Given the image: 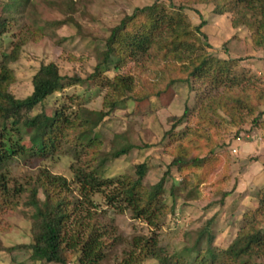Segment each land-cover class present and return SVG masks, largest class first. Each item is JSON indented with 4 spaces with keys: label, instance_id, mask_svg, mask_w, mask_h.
<instances>
[{
    "label": "rangeland",
    "instance_id": "374dc122",
    "mask_svg": "<svg viewBox=\"0 0 264 264\" xmlns=\"http://www.w3.org/2000/svg\"><path fill=\"white\" fill-rule=\"evenodd\" d=\"M155 1L33 0L31 7L22 13L7 14L12 25L9 33L0 37V61L3 53H12L17 47L20 51L18 59L10 65L16 78L10 91L17 98L29 95L32 76L41 62H55L63 75L78 73L85 79L94 73L96 48L102 46L110 29L135 9ZM172 1L185 6L184 14L192 28L206 21L201 29L206 38L193 31L189 42L196 43V47L187 56L206 54L215 61L230 63L229 75L233 81L224 75L219 85L214 84L212 76L205 80L192 79L189 85L187 82L170 84L173 78H187L190 57L164 61L153 51L151 58L145 57L140 62L131 60L117 69L113 63L109 64L94 79L82 83L66 81L63 89L48 100L49 112L63 102L100 110L115 74L131 76L135 94L153 96L151 102L128 101L105 127L108 137L125 132L140 149L109 162L104 176L135 179L136 165L147 162L142 186L162 181L164 190L159 206L166 209L157 226L152 227L122 209L124 204L116 202L117 206H123L116 209L106 204V194L116 184L93 195L91 204L85 206L115 236L105 250L108 264L123 261V251L132 249L133 238L156 237V247L164 248L168 255L177 254L195 244L210 218H214L210 225L214 236L212 245L221 250L251 220L259 221L264 229V218L253 215L260 206V194L264 196V49L254 41V30L240 15L216 13L215 5L208 0ZM162 2L160 8L166 10L168 1ZM219 96L223 103L237 109L228 113L218 107L215 97ZM237 98H242L250 107L237 103ZM186 109L189 111L185 118L172 129ZM65 146L72 149L69 143ZM66 147L38 165L66 176L77 194L70 170L74 157ZM180 152L205 158L207 163L181 170L174 167L166 175L168 165ZM28 170L19 168L14 174L22 179ZM33 172L37 171L33 168ZM246 212L250 214L244 218ZM29 229V222L22 218L20 209L13 208L1 220L0 243L4 246L29 244ZM200 246L204 248L206 241ZM194 255L195 252L191 258ZM66 257L68 264H79V252L68 250ZM0 264L40 262L30 260V252L19 248L13 253L0 250ZM145 264H157V261L148 259ZM253 264H264V261L258 258Z\"/></svg>",
    "mask_w": 264,
    "mask_h": 264
},
{
    "label": "trees",
    "instance_id": "16d2710c",
    "mask_svg": "<svg viewBox=\"0 0 264 264\" xmlns=\"http://www.w3.org/2000/svg\"><path fill=\"white\" fill-rule=\"evenodd\" d=\"M167 1L166 10L160 8L164 4L162 0H157L152 5L135 9L133 14L126 15L118 25L112 27L109 35L103 38L102 46L96 48L94 73L85 79L78 73L63 75L55 62H41L32 76L31 93L17 98L10 91L16 79L10 65L18 59L19 47L12 53L2 54L0 223L10 210L20 209L22 218L29 222L31 242L13 246L0 243V250L13 253L16 249L26 248L30 252V260L40 264H68L66 254L68 250H73L79 252V264H108L105 250L109 240L115 238L113 230L108 226L102 227L95 212L85 205L91 204L93 195L104 192L112 184L116 186L106 194V204L111 209L123 207L115 204L120 202L125 207L122 209L132 212L133 218L142 219L152 227L157 226L166 209L159 206L164 188L162 181L149 187L142 186V179L148 171L147 162L136 165L135 179H110L104 176L109 162L140 149L125 132L108 137L104 132L105 127L117 110L127 106L128 101L151 102L153 96L135 94L132 77L115 74L114 81L108 84L109 91L100 110H89L78 103L72 105L65 102L53 108L52 112L47 108L49 98L60 92L66 81L82 83L94 79L101 72L100 69L109 64L113 63L117 69L131 60L140 62L145 57L151 58L153 51L164 61H181L190 57L187 78H173L170 84L187 82L189 85L192 79L205 80L212 76L214 84L219 85L224 75L233 81L229 72L230 63L215 61L206 54L187 56L193 54L196 47V43L189 42L193 31L206 38L201 30L206 21L192 28L184 14L185 6ZM208 1L215 5L216 13L233 12L240 15L243 22L254 30V41L264 49V0ZM32 4L33 0H0V37L11 29L7 14L13 11L20 14ZM215 98L219 102L218 107L226 112L237 109L223 103L221 97ZM237 103L248 107L242 98H237ZM38 106H41L40 111L37 110ZM188 111L185 110L172 129L181 123ZM68 143L72 149L65 146ZM65 147L74 157L70 170L77 194L66 176L38 165L59 154ZM205 163V158L180 152L168 165L166 175L174 167L181 170L201 167ZM18 167L29 169L22 179L14 174ZM33 168L37 172H33ZM260 196V206L253 211V215L264 218V196ZM249 214L246 212L244 218ZM213 220L210 218L206 222L192 247H184L177 254L168 255L164 248L156 247V237L133 238L130 243L132 249L124 250L123 261L116 264H145L148 259L156 260L157 264H253L258 258L264 261V229L259 221L251 220V223L240 228L231 243L221 250L212 245L214 236L210 225ZM204 240L206 246L203 248L200 244Z\"/></svg>",
    "mask_w": 264,
    "mask_h": 264
}]
</instances>
